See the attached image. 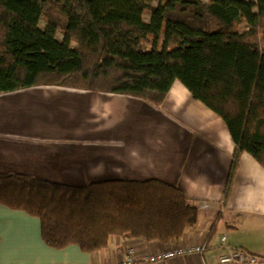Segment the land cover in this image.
<instances>
[{
	"label": "trees",
	"instance_id": "trees-1",
	"mask_svg": "<svg viewBox=\"0 0 264 264\" xmlns=\"http://www.w3.org/2000/svg\"><path fill=\"white\" fill-rule=\"evenodd\" d=\"M174 81L235 144L227 200L241 154L264 168V0H0V94L60 86L158 108ZM0 205L37 217L47 247L85 253L115 236L174 246L199 220L178 187L156 180L70 187L0 174Z\"/></svg>",
	"mask_w": 264,
	"mask_h": 264
},
{
	"label": "crops",
	"instance_id": "crops-1",
	"mask_svg": "<svg viewBox=\"0 0 264 264\" xmlns=\"http://www.w3.org/2000/svg\"><path fill=\"white\" fill-rule=\"evenodd\" d=\"M165 96L155 108L132 96L60 86L0 94V174L70 187L147 180L176 186L199 220L175 245L211 249L152 264H218L230 247L256 255L250 264H264V168L241 154L225 200L235 144L223 120L182 83L174 81ZM127 246L137 264L174 247L115 236L99 252L56 250L41 239L37 217L0 205V264H121Z\"/></svg>",
	"mask_w": 264,
	"mask_h": 264
},
{
	"label": "built area",
	"instance_id": "built-area-1",
	"mask_svg": "<svg viewBox=\"0 0 264 264\" xmlns=\"http://www.w3.org/2000/svg\"><path fill=\"white\" fill-rule=\"evenodd\" d=\"M246 1H256V0H246ZM225 237H221L220 243L221 246L224 247ZM211 249V247L207 244H199V245H187V246H177L171 247L166 250H162V252H158L155 254H151L144 258V262L146 264L158 263L167 260H172L177 257H187V255H196L200 256L205 251ZM228 252L224 255H220L218 257V264H244V263H255L258 260V257L254 254H249L241 247L237 248H228ZM135 252L132 247H128L124 251L123 258L121 259V264H137L134 258Z\"/></svg>",
	"mask_w": 264,
	"mask_h": 264
},
{
	"label": "rangeland",
	"instance_id": "rangeland-1",
	"mask_svg": "<svg viewBox=\"0 0 264 264\" xmlns=\"http://www.w3.org/2000/svg\"><path fill=\"white\" fill-rule=\"evenodd\" d=\"M162 2H164V0H152V4H153V5H156V4H159V3H162ZM143 18H144L146 21H148V20H149V14L145 13V14L143 15ZM39 26L44 27V22H43L42 19L39 20ZM162 37H163V33H162ZM56 38H57L58 40H60V41L63 40V38H62V34H61L60 32H57V33H56ZM70 46H71V47H74L75 44H74V43H71ZM141 47H142L143 50H145V51L150 50L151 47H152V46H151V37H148V39H144V40H142V42H141Z\"/></svg>",
	"mask_w": 264,
	"mask_h": 264
}]
</instances>
